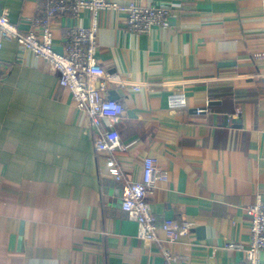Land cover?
<instances>
[{
	"label": "crops",
	"instance_id": "crops-1",
	"mask_svg": "<svg viewBox=\"0 0 264 264\" xmlns=\"http://www.w3.org/2000/svg\"><path fill=\"white\" fill-rule=\"evenodd\" d=\"M169 9L165 25L128 29L126 15H99L97 58L126 83L104 94L123 115L103 124L119 133L115 152L138 180L152 157L165 180L147 196L158 225L190 222L168 242L137 235L122 209L125 182L47 62L6 37L0 49V264H239L250 241L249 207L264 201V0H115ZM21 31L40 16L37 0H0ZM91 13L51 21L54 47ZM261 54V56H256ZM138 86V88H135ZM183 91L184 107L168 96ZM200 109V111H197ZM264 263V249L260 252Z\"/></svg>",
	"mask_w": 264,
	"mask_h": 264
},
{
	"label": "built area",
	"instance_id": "built-area-1",
	"mask_svg": "<svg viewBox=\"0 0 264 264\" xmlns=\"http://www.w3.org/2000/svg\"><path fill=\"white\" fill-rule=\"evenodd\" d=\"M37 6L40 16L33 19L32 28L28 31H21L11 23L7 11L0 12V49L3 47V40L11 37L21 47L47 62L49 69L57 73L59 84L70 91L74 105L86 113L94 130L93 148L96 152L104 151L108 154L106 164L110 175L125 182L121 207L137 222V235L149 242L159 241L157 230L160 227L168 242H176L180 235L189 232L191 223H177L166 219L158 225L147 201L155 181L165 180L166 173L160 171L152 157H145L141 178L128 179L117 160L115 152L123 150L124 144L117 130L105 127L103 122L105 119L110 122L117 121L124 113V106L121 102L107 97L104 88L107 81L118 82L121 86L126 83L116 75L108 73L97 58V31L101 12L124 13L128 29L146 33L153 27L166 24L169 9L161 5H139L132 1L115 0H37ZM83 10L91 13L90 24L71 25L65 33L63 48L56 49L51 21L59 15L78 18ZM168 103L171 107H184L185 93H171ZM248 212L251 220L249 244L243 247L228 243L227 246L244 250V258L239 264H264L260 257V252L264 249V201L260 194H257L256 201L249 207ZM161 251L164 258L162 264H171L174 257L170 251L165 247H161Z\"/></svg>",
	"mask_w": 264,
	"mask_h": 264
}]
</instances>
